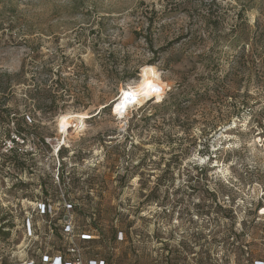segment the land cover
<instances>
[{"label": "rangeland", "instance_id": "1", "mask_svg": "<svg viewBox=\"0 0 264 264\" xmlns=\"http://www.w3.org/2000/svg\"><path fill=\"white\" fill-rule=\"evenodd\" d=\"M243 30L258 43L239 67ZM258 36L264 0H0V213L18 226L0 256L26 260L28 218L55 194L78 209L71 241L115 264H238L236 247L263 256ZM146 67L160 75L162 99L112 115ZM173 91L190 98L164 114L158 106ZM11 182L26 186L9 190ZM81 233L99 239L79 244Z\"/></svg>", "mask_w": 264, "mask_h": 264}, {"label": "trees", "instance_id": "2", "mask_svg": "<svg viewBox=\"0 0 264 264\" xmlns=\"http://www.w3.org/2000/svg\"><path fill=\"white\" fill-rule=\"evenodd\" d=\"M260 42L264 41V37L262 36H258ZM237 44H241V53H240V58L238 61V65L239 67L244 66L247 62H249V59H251L253 52H254V48H256L257 46V41L255 43L252 44H248V42H250V39L247 35V33L245 32V30L243 31H238V35L235 37L234 39ZM149 44H152V41H149ZM248 45L249 48L251 47L250 51H246V49H248ZM153 65V63L151 64ZM3 79L6 81L4 83V86H6V84L8 86L11 85L10 82V77L7 75H3ZM1 83V82H0ZM7 89V86H6ZM4 89L0 88V94L3 93ZM186 92H171L168 94L167 98H165L161 104L158 106L159 109H162V111L164 112V114L170 113L171 110H176L179 105L178 102L180 101L181 98L184 99H189L190 97L188 95H186ZM6 110V109H4ZM6 115V111H4ZM17 134L19 136H23L24 131L22 129L17 130ZM10 142H15L14 139H11ZM11 178V179H10ZM10 180H13L10 176ZM77 179L73 176H71V182L73 187H77L80 185V180ZM44 183L47 184L49 182V186L52 187L53 189H56L52 180V177L46 178L44 177L43 179ZM76 182V183H75ZM12 185L9 188V190H12L13 188L19 186L20 184L16 185V183L11 182ZM20 186H26V185H20ZM56 193V192H55ZM56 198L53 197V195H51L49 197L50 200H52V208L53 210H55V208L57 206H60L61 209L59 211V213L57 214V217L54 218L53 214H49L47 212V207L46 210L44 211V213L38 212L36 213V215H34L33 217V222L35 223V227H36V234L39 236V241H37L35 243V247L34 248V252L36 253H32L31 255V259L35 260V262L37 264H43V253L45 252V248L41 249L39 251V247H46V249H48V251L46 252L47 256L49 258H54L55 256H57L58 254L63 256V260L66 262H71L73 261L72 256L69 253V249L72 246V241L70 239V237L66 234L65 232V224H64V218L66 216H68V214L65 211L64 208V204L62 202V200L60 198L57 197ZM52 198V199H51ZM29 199V198H27ZM55 199V200H53ZM32 200V198L30 199ZM45 204V203H44ZM47 206V205H46ZM71 206L73 207V212H75L77 209V207H75V204L73 202H71ZM221 208V207H219ZM95 212V210H93ZM97 212V211H96ZM95 212V214H96ZM56 216V214H55ZM38 218L42 221V226L37 229V224H38ZM18 226H16L15 224V219L13 217V215H11V213H7L6 211H2L0 213V243H9L10 241H12V239L14 238V232H17ZM75 228V227H74ZM76 231V229H74ZM97 230V229H96ZM86 235L87 237H91V234H85V233H81V236L79 234H77V242L79 244L81 243H85L88 245H92L96 242V240L93 239H89L86 238L84 239L82 236ZM118 234L115 235L114 238V242L116 243L118 241ZM80 236V237H79ZM84 250V254H85V258L87 257L88 261L85 260L86 263L88 262H99V261H103L105 264H115L114 260H113V256L108 253L107 256L104 255V257H101L100 253L95 250V247H89V249L86 250L85 247H81ZM97 249V248H96ZM237 251L240 252L239 254V262H237L238 264H252L253 261L256 258V255L253 251L251 250H247L244 247H236ZM39 251V252H38ZM88 252V253H87ZM226 262L224 264H231V260L230 262L228 260H225ZM0 264H13L10 256H3L2 258H0Z\"/></svg>", "mask_w": 264, "mask_h": 264}, {"label": "built area", "instance_id": "3", "mask_svg": "<svg viewBox=\"0 0 264 264\" xmlns=\"http://www.w3.org/2000/svg\"><path fill=\"white\" fill-rule=\"evenodd\" d=\"M135 106L136 105H133L132 107H130V109L135 107ZM128 111H129V109H128ZM59 152H60V150L57 151L58 154H59ZM62 160H63V158H62ZM59 166L60 167L55 170L54 178L56 179L55 183H57L58 186L60 187L62 183L64 184V181L66 178L64 176L65 170H63V168L61 167V164ZM62 202L64 204L65 211L68 214V216H66L64 218L65 232L70 238H73L74 237V227H73L72 221L69 219V217L73 213V207L71 206L72 201H70L67 197L62 195ZM41 206L42 207H41V209H39L40 211H38V212L44 213V211L46 210V207H47V212L49 214H53L54 210H53L51 205L47 204V206H46V204L43 203ZM53 215L55 216V214H53ZM33 217L34 216L32 214L30 216V218H28V221H27V226H28L27 231L29 233L30 238H32V240H33L32 241L33 242L32 247H30V249H28V256H27L26 260L22 263L19 261L13 260V257L11 255H7V256H10V259H11L13 264H37L35 262V260L31 259L32 253L37 252V250H36V252H34V248H36V247H34L35 241H39V236L36 234V227H35V223L33 222ZM82 237L84 239H86V238L93 239V240L99 239V237H97L95 235H92L91 237H87L86 235H83ZM44 248H45V252L43 253V264H105L103 261H99V262L92 261V262L86 263L84 260V250L80 247H77L74 242H72V246L69 249V253L73 258V261H71V262H67V261L65 262L63 260V256L61 254L60 255L58 254L54 258H49L46 254V252L48 251V249H46V247H39V251L41 249H44ZM244 248L247 250L249 249V250L254 252V250H253L254 247H244ZM255 255H256V258L252 264H264V255L263 256H257V253H255ZM2 257L3 256H0V258H2ZM231 264H233V262H231Z\"/></svg>", "mask_w": 264, "mask_h": 264}, {"label": "bare ground", "instance_id": "4", "mask_svg": "<svg viewBox=\"0 0 264 264\" xmlns=\"http://www.w3.org/2000/svg\"><path fill=\"white\" fill-rule=\"evenodd\" d=\"M165 88L160 75L154 67H146L142 70L140 80L135 87H129L121 90V95L112 105L111 114L123 118L127 115L128 109L133 105L141 106L150 99L160 101L163 97ZM134 94V95H133ZM71 116H63L59 120V128L62 132H67L70 128L69 122ZM76 117V116H75ZM87 116L77 115V118L83 123ZM74 122V121H72Z\"/></svg>", "mask_w": 264, "mask_h": 264}, {"label": "snow or ice", "instance_id": "5", "mask_svg": "<svg viewBox=\"0 0 264 264\" xmlns=\"http://www.w3.org/2000/svg\"><path fill=\"white\" fill-rule=\"evenodd\" d=\"M134 95V94H133Z\"/></svg>", "mask_w": 264, "mask_h": 264}]
</instances>
